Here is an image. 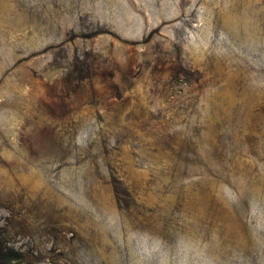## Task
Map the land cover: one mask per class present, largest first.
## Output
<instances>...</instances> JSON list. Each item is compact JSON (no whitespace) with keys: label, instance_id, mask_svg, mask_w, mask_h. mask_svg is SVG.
Instances as JSON below:
<instances>
[{"label":"rangeland","instance_id":"obj_1","mask_svg":"<svg viewBox=\"0 0 264 264\" xmlns=\"http://www.w3.org/2000/svg\"><path fill=\"white\" fill-rule=\"evenodd\" d=\"M0 264H264V0H0Z\"/></svg>","mask_w":264,"mask_h":264}]
</instances>
